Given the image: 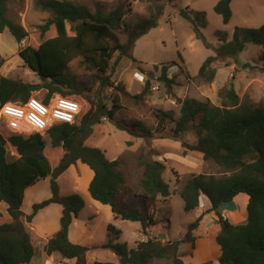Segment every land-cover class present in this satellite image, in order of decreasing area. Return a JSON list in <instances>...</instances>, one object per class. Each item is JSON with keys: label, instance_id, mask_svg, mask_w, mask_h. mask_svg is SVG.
Returning <instances> with one entry per match:
<instances>
[{"label": "trees", "instance_id": "16d2710c", "mask_svg": "<svg viewBox=\"0 0 264 264\" xmlns=\"http://www.w3.org/2000/svg\"><path fill=\"white\" fill-rule=\"evenodd\" d=\"M231 2L218 0L215 6L224 23L232 17ZM35 5L51 12L40 27L42 34L54 26L55 35L19 50V56L36 73L38 82L12 79L0 73V108L8 102L24 105L35 91L42 89L47 93L40 100L46 104L58 93L79 104L75 97H81L86 102V108L81 115V111L76 115L73 123H55L46 130L51 147L41 132L26 135L25 128H14L0 116V202L7 204V211L12 217L10 222L0 224V264L31 262L35 247L27 222L39 209L52 203L63 206L61 229L49 238L46 252L49 255L59 252L63 257L75 258L78 264H85L89 247L73 243L68 234L72 220L85 207V201L79 194L61 195L58 184V177L78 162L87 164L94 172L88 188L93 199L109 205L113 213L123 220L141 222L145 233L148 223L156 224L154 217L142 214L138 208L126 209L119 205L118 194L125 184V176L118 169L120 161L108 158L103 149L86 144L103 117L118 128L128 129L133 135L143 138H154L165 128V120H171L174 127L169 137L181 142L185 154L189 150L199 151L204 160L212 161L223 169L218 174H192L177 190L184 200L186 212L200 205L202 194L209 198L211 207L204 214L213 211L218 216L220 231L217 242L222 251L218 263L264 264V99L258 102L242 99L231 82L218 92L221 105L185 97L179 99L178 118L172 111L156 113L159 119L156 131L144 126L140 120L124 126L116 119L122 105L113 99L110 106L105 91L107 88L118 89L136 101L144 100L151 88L150 80L140 93L131 94L112 76L122 57L135 61L133 51L136 42L159 26L163 6L154 4L148 17L130 24L122 22L125 15L122 3L107 14L100 6L92 11L87 5L71 0H35ZM7 13V0H0V33L8 30L21 43L28 32L8 18ZM121 27L127 34L125 41L121 37ZM196 35L206 42L200 30H196ZM219 39L224 44L216 49V55L204 61L197 75L208 82L216 77L217 69L213 64L220 58H234L245 49L247 42L262 47L260 57L264 61V24L258 28L237 27L232 40L227 41L226 35L221 33ZM168 68L163 65L162 74L165 85L171 90L179 83L175 77L167 76ZM80 69L92 78L93 84L98 83L96 91L81 79ZM134 128H139V131ZM189 131L196 134L195 143L185 139ZM139 164L143 167L140 183L144 195L152 201L158 196H170L169 183L163 176L166 165L145 155L139 156ZM172 172L179 181V172L175 169ZM47 177L51 180L52 196L36 203L33 213L26 215L22 209L26 189ZM240 193L249 195L248 218L245 223L234 224L222 215L221 210ZM202 217L203 214L189 223L184 238L163 241L158 235L131 248L127 242L114 241L121 230L109 224L110 239L102 247L116 253L119 263L95 261L93 264H151L154 259L164 258L171 259L173 264H186L178 256L179 246L193 238L192 231Z\"/></svg>", "mask_w": 264, "mask_h": 264}, {"label": "rangeland", "instance_id": "374dc122", "mask_svg": "<svg viewBox=\"0 0 264 264\" xmlns=\"http://www.w3.org/2000/svg\"><path fill=\"white\" fill-rule=\"evenodd\" d=\"M71 1L76 4L87 5L92 11H95L96 7L100 6L105 14L122 3L125 9L122 22L130 24L136 23L141 18L148 17L150 15V9L154 4L163 6V14L159 19V26L151 29L136 42L133 51L135 61L128 57H122L118 60L112 76L116 82L118 81L124 85L126 90L131 94L140 93L144 89L146 82L150 80L151 88L144 100L136 101L118 89L107 88L105 91L109 98L108 102L110 106L113 104V99L122 105L117 112L116 119L124 126H130L133 121L140 120L144 126L156 131L159 121L156 113L158 111H172L174 117L178 118L181 107L179 99L185 97H193L201 101H208L214 105H221L218 92L222 87L228 86L231 82L234 83L236 91L242 99H250L254 102L264 99V61L260 57L262 47L252 42H247L245 49L239 52L234 58H220L216 61L213 67L217 69V73L212 82H208L205 78L197 76L204 61L209 56L216 55V49L224 44V41L219 39V33L226 35L227 41H230L233 39L237 27L258 28L264 24V0H232V17L228 23H224L222 16L215 10L218 0H174L171 2L167 0L159 2L146 0ZM7 5L8 18L22 25L28 32V35L19 43L10 31H4L0 37V49L2 50L1 54L3 56V58L0 56V73L12 79H20L25 82H38L39 78L36 73L29 69L21 56H19V49L26 45H37L47 37L55 35L54 26L43 34L40 28L51 15V12L37 7L35 0H7ZM183 10H187L196 19L199 30L204 35L206 42L202 38L197 37L196 30L192 24L180 16ZM121 37L123 41L127 39V34L123 32V27H121ZM163 65L169 66L167 76L175 77L176 82L179 83L171 90L167 88L165 80L163 79ZM245 65L246 67H244ZM80 73L82 75L81 79L87 85L92 86L93 91H96L98 89V83L93 84L92 78L83 69H80ZM136 73L144 74V81H138L135 75ZM46 93V90L42 89L35 91L33 96L43 99ZM56 95L59 94L57 93L54 96ZM75 98L80 101L81 115L86 108V102L81 97ZM12 104L24 108V105H21L19 102H12ZM27 123L23 119L18 120L17 127L26 125V129H24L26 135L41 132L48 146L51 147L50 139L46 134L47 129L43 131L37 130V128L33 129ZM164 125L165 128L157 132L154 138H143L133 135L128 129L118 128L106 118L102 120L101 124L95 126L93 135L88 138L90 142H99L101 140L102 142L100 141V143L102 146H106L107 149H112L115 152H119L123 148L122 151L124 152L119 157L120 164L118 166V169L122 171L126 178V185L121 195L123 203L127 199V191L143 193L140 183L143 167L139 164V156L145 155L152 159L155 157L161 158L164 152L168 153L171 150L169 146L156 145L158 141L155 139L170 136V130L174 127V123L169 119L165 120ZM3 126L7 130L5 122ZM134 130L139 131V128H134ZM195 135L194 132L189 131L187 136L185 135V139L188 137L189 140H193V136ZM158 146L159 149H162L161 151L157 150ZM171 148L172 153L177 155L173 169L179 172L180 180L177 181L176 176L172 172L173 169L168 175L167 173H163V176L165 179L169 176L173 185L178 187L176 191L192 174H218L223 171L214 162H201L203 161L202 159L194 156L193 160L187 157L189 158L188 161L193 163L190 164L192 167L187 166L185 163L186 160H181V150L180 152L179 149L177 150L178 147L176 144L172 143ZM184 158L186 159V156ZM74 175L75 172L72 171H67L61 175L58 179L60 184L59 192H65L67 193L66 195L79 194L86 201L81 193L84 192L81 188L83 187V183L80 182L82 176H78L79 183L77 184ZM158 198L160 199L161 196H158ZM149 199L145 201L143 197H139L138 201L139 203L143 202L146 207L143 206L140 208L142 214L145 215L147 212L150 213L147 216L156 217V224L152 227L153 230L151 229L153 225H149V223L147 225V227L155 232V236L165 235L164 233L169 232L172 239L184 238L188 232L187 224L190 222L192 216L184 210V201L181 196L177 195L172 198V213L169 215H165L166 207L160 202L158 205L157 199L153 201ZM35 204H33L30 214L33 213ZM26 206H28V203ZM104 207L107 206L103 205L98 210L99 213L96 214L97 207L93 205L89 206L86 203L77 218H74L70 224L68 233L70 241L71 237L74 240H82V242L88 244H95L100 242V240H105L107 238L109 214L105 212L106 210L104 211ZM108 209L110 208L108 207ZM154 210H156L157 214ZM8 215L9 213L5 209V203H1L0 224L8 222ZM167 217L170 220L169 224L166 222ZM32 220L27 223H32ZM141 224L140 222L137 224V222L122 219L115 223V225L122 227L124 230L123 240L128 242L134 240V234L137 233L135 228L138 225L141 227ZM33 225L36 226V224ZM51 228L58 229L48 234V240L61 229V218L56 220L52 217ZM31 238L36 249V254L28 264H42L45 257L49 258L51 264L57 263L60 260L57 259L58 255L54 254L55 252L50 255L48 253V255L46 254L45 245L36 240L34 233L31 234ZM194 241L195 239L190 238L180 244L178 251L181 250L182 259L186 258L187 255L185 254L188 251H191V248L194 246ZM184 243L185 245H182ZM110 253L112 252L108 249H97L90 253L87 251L85 264H93L97 258L102 261H110L112 259ZM64 259L70 260L66 261V264H78L76 260H71V258L64 257ZM151 264H173V262L171 259H155Z\"/></svg>", "mask_w": 264, "mask_h": 264}, {"label": "crops", "instance_id": "0c3cea01", "mask_svg": "<svg viewBox=\"0 0 264 264\" xmlns=\"http://www.w3.org/2000/svg\"><path fill=\"white\" fill-rule=\"evenodd\" d=\"M3 33L4 32L0 33V37L3 35ZM1 52H2V50L0 49V54H1ZM1 56H2V54H1ZM2 58H3V56H2ZM9 120L10 119H8V117H7L6 121L8 123H9ZM27 122L31 123V121H29V120H27ZM186 136H187V133H186ZM193 137H194L193 140H189L188 137L186 139L191 143H195L197 140V137H196V135ZM89 140L90 139H88L86 141L87 145L99 147L105 151L108 158H110L112 160L118 159L120 161L119 157H120L121 153L124 152V151H122L123 148L119 152H115L112 149L111 150L107 149L106 146H102V144L100 143L101 140L99 142H96V141L90 142ZM155 140L158 141L156 143V145L161 144L162 146H169V148L171 149L168 151V153L164 152V155L161 158H159V157L154 158L156 160L162 161L166 165V169H165L164 173H167V175L174 168L173 165L175 164V160H176L175 157L177 156V155H174L172 153V148H171L172 143L176 144V146L178 147L177 150L179 149V152L181 150V152H180V154H181L180 157L182 158L181 160H186V162L185 161L184 162L187 164V166L192 167V165H190V164H193L192 162L188 161L189 158H187V157H190V160H193L194 157H198L199 159L203 160L201 162H207L206 160L203 159V157H202L203 154L199 151L189 150L185 154L184 148L182 147L181 142L177 141L175 139H172L169 136L156 138ZM157 148H158L157 150H159V151L162 150L161 148L159 149V146ZM185 156H186V159L184 158ZM177 158H179V157H177ZM171 165H172V167H170ZM74 168H76V169H74ZM67 171L75 172L74 177L76 178L75 180H76L77 184L79 183L78 176L79 175L82 176L81 177L82 180H80V182L83 183V187H81V188L83 189L84 192H81V193L86 199V201L85 200L84 201L86 203H88L89 206H91V205L96 206L97 207L96 214L99 213L98 210H100L102 208V206L105 204H102L99 201L93 199L89 193V190H88L89 184H90V182L94 176L93 170L87 164H84L82 162H78L77 164L72 165L70 168H68L61 175L65 174ZM79 172H80V174H78ZM61 175L58 177V179L61 177ZM125 180H126V178H125ZM165 180L169 183L171 195L168 197H162L161 196L160 199L159 198L157 199L158 202L157 201L156 202L158 205H159V202L162 205H164L166 207L165 208L166 209L165 215H169L172 213V206H171L172 201L171 200H172V198H174L175 196H177L179 194H178V191H176V189L178 187L173 185L172 181L169 179V176ZM50 181H51L50 177H47V178H44V179L38 181L37 183H35L34 185H32L26 189L24 201H23V205H22V209H23L25 214H30L32 212L31 208L33 207V204L40 202V201H43L46 198H49L52 196ZM58 184H59V182H58ZM125 185H126V182L122 186V188L120 189L119 194H118L119 205L121 207L126 208V209L135 207V208H138L140 210L141 207H143V206L145 207V204H143V202L139 203L138 198L143 197V199L145 201H148L149 197H146L143 193H141V194L139 192L136 193L135 191H130V192L127 191L126 192V198L127 199H125V201L123 203V201L121 199V195H122V192L124 190ZM59 188H60V184H59ZM75 190H76V188H75ZM60 193H61V195L67 194V193L62 192V191ZM248 201H249V195L246 193H240L231 202L226 203V205L221 210V213L225 218H227L230 222H232L234 224L245 223L247 221V218H248V213H247ZM1 203H4V202H0V204ZM27 203H28V206L25 207V205ZM86 203H85V205H86ZM105 206H107V207H104V211L106 210L105 212H107L109 214V219H108L107 225L112 224L117 229L121 230V234L117 238H115L114 241L115 242L126 241V240H123L124 230L122 229V227L115 225V223L118 222L119 220H121V218L117 217L113 213V211L109 205H105ZM108 207L110 209H108ZM210 207H211V202H210L209 198L206 195L202 194L200 196V205L188 213V214H191V216H192L191 220H193V221L195 219H197L199 216H201L202 214H203V217L199 221L198 226L196 228H194L192 231V237H193V239H195V241H194V246L191 248V251H188L187 254H185V255H187L186 258H183V261L186 264H207L210 262L212 264H219L218 259L221 255L222 251H221V246L217 242V235L220 231V226L217 222L218 216L213 211L204 214V212L209 210ZM5 209L7 210V204L6 203H5ZM62 210H63V206L59 203H52V204H49L48 206H46L45 208L40 209L37 212V214L34 216L32 223H27L30 236L32 233H34L36 240L39 242H42L44 245H46L48 242V237H49L48 234L52 233L53 231H56L59 228V227L54 228V229L51 228V218L54 217L56 220H59L62 216ZM154 211L157 214L156 210H154ZM148 214H150V213L146 212L145 215H148ZM8 216H9L8 222H10L12 220V217L10 216V214ZM154 216H156V215H154ZM155 218L156 217H154V219ZM191 220H190V222H188L187 226L189 225V223H191ZM155 221H156V219H155ZM134 222H137V224L139 223V221H134ZM166 222L168 224L170 222L168 217L166 218ZM33 224H36V226H34ZM152 227H154V225L151 226V229H152ZM151 229L149 227H147L146 233H145L144 230L142 229V224H141V227H140V225H138L135 228L137 233L134 234V240L132 242L126 241L128 243V246L130 248L135 247L138 242L147 240L149 237H151V238L154 237L155 232H153L152 231L153 229L152 230ZM164 234L166 235V239H161L163 241H173V240L178 239V238L172 239L169 235V232H166ZM179 238H181V237H179ZM109 239H110V236H109L108 228H107V238L105 240H100V242L95 243V244L84 243V242H82V240H74L71 237V241L72 242L74 241L73 243L81 244V245L89 247L88 253L93 252L97 249H105L102 247V245L104 243H106ZM31 240H32V238H31ZM182 245H185V243ZM111 252L112 253H110V254L112 256V259L110 261H108V260L102 261V260H98V258L95 261L119 263V257L117 256V254L114 253L113 251H111ZM35 254H36V249H35ZM46 254H47V252H46ZM54 254L58 255L57 259H60V261H62L63 264H66V261H70L68 259H64V257L58 252H55ZM114 256H115V259H114ZM178 256L181 258L183 257V256H181V250L178 251ZM71 260H76V259L71 258ZM72 262H74V261H72ZM44 263L45 264H48V263L51 264L49 258H47V257L44 258V261L42 264H44Z\"/></svg>", "mask_w": 264, "mask_h": 264}, {"label": "clouds", "instance_id": "9594fccd", "mask_svg": "<svg viewBox=\"0 0 264 264\" xmlns=\"http://www.w3.org/2000/svg\"><path fill=\"white\" fill-rule=\"evenodd\" d=\"M140 78L142 79V77ZM28 107L34 111L28 113L26 117L27 120L31 121L34 126L43 128L45 124L49 122L47 120L41 119V117L45 116L44 114L47 112V109L42 107L41 104L37 103L35 99H31L29 101ZM59 107L64 109V111H56L53 113V115L56 117H61L69 122H71L73 119L72 114L78 111V105L72 103L60 102ZM65 112H70L71 114L66 115ZM36 113H39V116ZM0 115L15 118L9 120V123L12 127H17V121L25 118V109L23 107L14 106L12 103H7L2 108H0Z\"/></svg>", "mask_w": 264, "mask_h": 264}, {"label": "built area", "instance_id": "2783aa9c", "mask_svg": "<svg viewBox=\"0 0 264 264\" xmlns=\"http://www.w3.org/2000/svg\"><path fill=\"white\" fill-rule=\"evenodd\" d=\"M139 74V75H137ZM137 77V79L139 81H144V77L145 75L144 74H141V73H136L135 74ZM142 77V79L140 78ZM31 99H35L37 103L41 104L42 107L46 108L47 109V112L44 114L45 116L41 117V119H44V120H47L49 121L47 124H45V126L43 128H37V130H40V131H43L44 129H48L52 124H55V123H63V122H66V123H73L76 119V115L80 112L81 110V107H80V104L74 100V99H71V98H64L60 95H56L54 97L51 98V100L49 101L48 104L44 103L43 101H41L40 99L32 96L30 97V99L27 101L26 104H24V109H25V118L23 119V121L27 122V115L29 112H33L34 110L31 109L30 107H28V104H29V101ZM60 102H65V103H72V104H76L78 105V111L73 115V119L71 122L67 121V120H64L63 118L61 117H56L53 115V113H55L56 111H64V109H61L59 107L60 105ZM10 103V102H8ZM12 103V102H11ZM7 104V103H6ZM22 105V104H21ZM3 107V106H2ZM1 107V108H2ZM29 111V112H28ZM38 116H39V113H36ZM65 114H71L70 112H65ZM1 117H3L5 120L7 119V117L3 116V115H0ZM8 119L12 120V119H15V118H11V117H8ZM106 119V117H104L102 120ZM28 124V123H27ZM29 125L31 127H34V125L32 123H29ZM14 128H25L26 129V125L25 126H19V127H14ZM54 264H63L62 261H58L57 263H54Z\"/></svg>", "mask_w": 264, "mask_h": 264}, {"label": "water", "instance_id": "95a60500", "mask_svg": "<svg viewBox=\"0 0 264 264\" xmlns=\"http://www.w3.org/2000/svg\"><path fill=\"white\" fill-rule=\"evenodd\" d=\"M180 16L182 18L186 19L187 21H189L192 24V26L194 27L195 30H199V26H198V23H197L196 19L187 10H183L180 13ZM246 65L244 67H246ZM159 238L160 239H165L166 235H159Z\"/></svg>", "mask_w": 264, "mask_h": 264}]
</instances>
